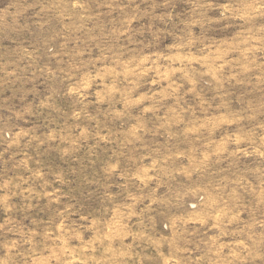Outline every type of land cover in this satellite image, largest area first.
I'll use <instances>...</instances> for the list:
<instances>
[{"label": "rangeland", "instance_id": "obj_1", "mask_svg": "<svg viewBox=\"0 0 264 264\" xmlns=\"http://www.w3.org/2000/svg\"><path fill=\"white\" fill-rule=\"evenodd\" d=\"M0 264H264V0H0Z\"/></svg>", "mask_w": 264, "mask_h": 264}]
</instances>
